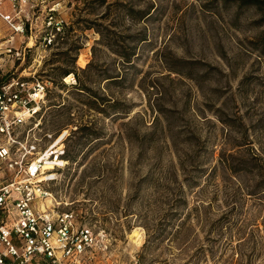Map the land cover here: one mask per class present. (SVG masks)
<instances>
[{
	"label": "rangeland",
	"instance_id": "obj_1",
	"mask_svg": "<svg viewBox=\"0 0 264 264\" xmlns=\"http://www.w3.org/2000/svg\"><path fill=\"white\" fill-rule=\"evenodd\" d=\"M52 7L63 27L47 47L0 19V80L47 81L39 136L62 133L73 157L50 188L105 231L91 264H264V0L23 12L41 27Z\"/></svg>",
	"mask_w": 264,
	"mask_h": 264
},
{
	"label": "built area",
	"instance_id": "obj_2",
	"mask_svg": "<svg viewBox=\"0 0 264 264\" xmlns=\"http://www.w3.org/2000/svg\"><path fill=\"white\" fill-rule=\"evenodd\" d=\"M34 1L0 0V19L13 33L47 47L62 32V20L52 7L38 27V17L23 12ZM71 77L62 80L73 85ZM48 92L42 79L0 80V264H91L107 239L74 210H58L50 185L69 160L62 133L45 144L38 133Z\"/></svg>",
	"mask_w": 264,
	"mask_h": 264
},
{
	"label": "trees",
	"instance_id": "obj_3",
	"mask_svg": "<svg viewBox=\"0 0 264 264\" xmlns=\"http://www.w3.org/2000/svg\"><path fill=\"white\" fill-rule=\"evenodd\" d=\"M242 2H243V4L244 5H246V6H258L259 4H260V1L261 0H241ZM140 13H142V11H140ZM148 13H144L143 12V16H146ZM264 33V32H263ZM123 54V53H122ZM124 57H125V61L126 62H132V60H130V56H129V54H124L123 55ZM87 67H89V64L87 65ZM68 70H63L62 72H61V74L64 76V75H66V74H68ZM74 73H76V72H74ZM106 78H109V79H112V80H116V78L117 77H115V76H109V77H106ZM105 78V79H106ZM84 88H86V87H84ZM113 105H115V104H112L111 106H113ZM69 153H70V150H67L66 149V155H65V158L66 159H68V160H71L73 157L72 156H70L69 155Z\"/></svg>",
	"mask_w": 264,
	"mask_h": 264
},
{
	"label": "bare ground",
	"instance_id": "obj_4",
	"mask_svg": "<svg viewBox=\"0 0 264 264\" xmlns=\"http://www.w3.org/2000/svg\"><path fill=\"white\" fill-rule=\"evenodd\" d=\"M32 45V44H31ZM66 77V76H65ZM69 78V76L68 77H66L65 79H68Z\"/></svg>",
	"mask_w": 264,
	"mask_h": 264
}]
</instances>
